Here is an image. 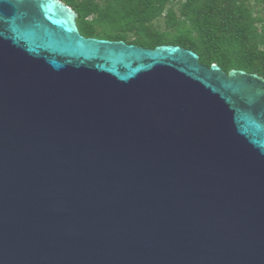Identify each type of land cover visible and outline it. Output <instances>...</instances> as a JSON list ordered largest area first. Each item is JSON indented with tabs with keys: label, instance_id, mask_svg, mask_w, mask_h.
<instances>
[{
	"label": "water",
	"instance_id": "water-1",
	"mask_svg": "<svg viewBox=\"0 0 264 264\" xmlns=\"http://www.w3.org/2000/svg\"><path fill=\"white\" fill-rule=\"evenodd\" d=\"M76 18L0 0V264H264V79Z\"/></svg>",
	"mask_w": 264,
	"mask_h": 264
},
{
	"label": "trees",
	"instance_id": "trees-1",
	"mask_svg": "<svg viewBox=\"0 0 264 264\" xmlns=\"http://www.w3.org/2000/svg\"><path fill=\"white\" fill-rule=\"evenodd\" d=\"M85 38L179 46L206 67L264 79V0H59Z\"/></svg>",
	"mask_w": 264,
	"mask_h": 264
}]
</instances>
